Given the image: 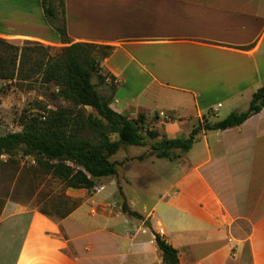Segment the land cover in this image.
<instances>
[{
    "label": "crops",
    "instance_id": "0c3cea01",
    "mask_svg": "<svg viewBox=\"0 0 264 264\" xmlns=\"http://www.w3.org/2000/svg\"><path fill=\"white\" fill-rule=\"evenodd\" d=\"M20 9L1 39L62 46L55 27L63 23L69 41L108 51L99 72L112 78L110 107L134 118L162 106L156 126L168 137L188 134V120L238 111L264 85V0H63L52 19L41 0ZM191 150L154 174L170 176L146 214L128 203L140 217L114 209V193L122 194L115 180L97 191L65 188L82 202L63 218L6 203L0 264H163L155 233L176 248L179 264H264V109L200 131Z\"/></svg>",
    "mask_w": 264,
    "mask_h": 264
},
{
    "label": "trees",
    "instance_id": "16d2710c",
    "mask_svg": "<svg viewBox=\"0 0 264 264\" xmlns=\"http://www.w3.org/2000/svg\"><path fill=\"white\" fill-rule=\"evenodd\" d=\"M59 4L62 6L63 0H59ZM41 5L47 18L56 17L49 0H41ZM55 28L63 43L55 55L46 54L38 59L25 53H21L19 58L10 56L8 59L0 55V79L27 80L33 72L39 71L41 82L53 84L56 95L72 107L42 110V113L22 119L19 131L0 135V155L19 150L23 155L33 157L39 167L59 180L64 188L94 191L99 178L116 175L117 162L110 157L121 146H145L149 138V155L173 160L191 148L200 131L239 125L264 109L262 85L252 93L246 110L232 111L215 121L203 118L192 126L187 137H168L164 131L146 127V114L130 118L114 111L110 107V99L97 91L92 82L93 75L99 83H104L108 77L113 88L112 78L99 72L100 60L108 54L107 50L100 49L101 54L97 58L96 44L69 41L63 23ZM86 107L95 114L86 113ZM154 118L157 119L158 114ZM66 202L70 205L58 215L60 218L76 209L82 200L66 196ZM121 209L130 216L140 217L125 202ZM154 236L162 252L163 264H179L176 248L158 233Z\"/></svg>",
    "mask_w": 264,
    "mask_h": 264
},
{
    "label": "rangeland",
    "instance_id": "374dc122",
    "mask_svg": "<svg viewBox=\"0 0 264 264\" xmlns=\"http://www.w3.org/2000/svg\"><path fill=\"white\" fill-rule=\"evenodd\" d=\"M0 0V29L5 23H18L19 17L22 15L20 11H13L15 7L31 9L34 7L36 0H9L8 12L9 18H2L3 7ZM52 5L60 13V4L58 0H49ZM16 5V6H15ZM6 16V18L8 17ZM60 18L56 19V23L60 24ZM61 46H43L36 42L23 41L19 43H6L0 38V55L8 59L10 56L20 57L21 53L28 54L32 58H40L47 55H55ZM97 58L100 57L101 51L96 49ZM18 63V61H16ZM109 84L98 82L96 75H93L92 82L95 84L97 91L111 101L112 89L110 79L107 77ZM0 135L21 129V120L27 116L42 113L46 110H53L59 107H72L69 102L62 100L56 95V88L53 84H44L40 80L39 71L33 72L32 76L27 80L15 79L12 81L0 79ZM251 98L241 101L238 106L232 109L244 111L247 109ZM162 106H154L149 110V115L146 120V127L158 129L156 124L162 123L163 118H154ZM228 111V112H227ZM227 107L221 110L222 114H211L210 120L215 121L225 117L228 113ZM85 112H95L86 107ZM222 115V116H221ZM128 116V115H127ZM194 121V122H193ZM192 128L195 122L194 119L187 121ZM189 134V133H188ZM188 134L179 137H187ZM151 139L147 138L145 146L128 145L121 146L115 154L110 157V160L117 162V174L99 178L96 181L94 191L102 189L105 181L117 182L122 189V194L117 191L114 193V201L112 205H116L114 209L120 210L123 201L128 205L131 202L133 209L146 214L144 209L149 210V207L154 200L164 191L165 184L163 183L169 176L159 175L154 178V174L161 173L163 170L176 165L179 158L184 156H193V151L190 155L185 152L181 153L179 158L168 160L158 159L153 155H149ZM187 152V151H186ZM170 174V173H169ZM168 175V174H167ZM104 181V182H103ZM106 182V183H107ZM111 187H106L97 194H107L111 191ZM176 188H172L167 192V196L171 195ZM120 191V190H119ZM113 199V198H112ZM8 202H15L22 205H27L31 208L42 210L48 214L58 217L68 206L70 202H66L65 188L59 180L50 176L43 168L39 167L35 159L31 156L23 155L19 150L12 154L3 153L0 155V216L1 212ZM85 213L89 211V206L84 207ZM6 215V214H5ZM130 216V215H129ZM142 216L140 219H143Z\"/></svg>",
    "mask_w": 264,
    "mask_h": 264
},
{
    "label": "water",
    "instance_id": "95a60500",
    "mask_svg": "<svg viewBox=\"0 0 264 264\" xmlns=\"http://www.w3.org/2000/svg\"><path fill=\"white\" fill-rule=\"evenodd\" d=\"M144 226L147 227V228H150L151 227V224H150V217H148L145 222H144Z\"/></svg>",
    "mask_w": 264,
    "mask_h": 264
},
{
    "label": "built area",
    "instance_id": "2783aa9c",
    "mask_svg": "<svg viewBox=\"0 0 264 264\" xmlns=\"http://www.w3.org/2000/svg\"><path fill=\"white\" fill-rule=\"evenodd\" d=\"M219 105H220V104H219ZM159 115H160V116H164V117H165V114H164V112H160V113H159Z\"/></svg>",
    "mask_w": 264,
    "mask_h": 264
}]
</instances>
